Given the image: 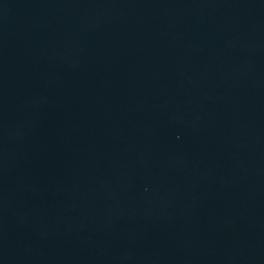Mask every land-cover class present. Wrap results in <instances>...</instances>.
<instances>
[{"label": "water", "instance_id": "water-1", "mask_svg": "<svg viewBox=\"0 0 264 264\" xmlns=\"http://www.w3.org/2000/svg\"><path fill=\"white\" fill-rule=\"evenodd\" d=\"M0 264H264V0H0Z\"/></svg>", "mask_w": 264, "mask_h": 264}]
</instances>
